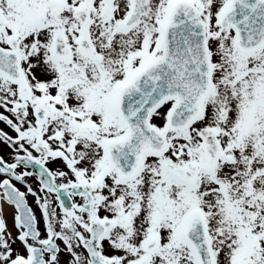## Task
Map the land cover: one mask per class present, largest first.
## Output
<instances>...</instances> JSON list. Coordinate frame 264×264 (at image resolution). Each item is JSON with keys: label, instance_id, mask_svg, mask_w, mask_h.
<instances>
[{"label": "snow or ice", "instance_id": "6c2138e0", "mask_svg": "<svg viewBox=\"0 0 264 264\" xmlns=\"http://www.w3.org/2000/svg\"><path fill=\"white\" fill-rule=\"evenodd\" d=\"M0 264H264V0H0Z\"/></svg>", "mask_w": 264, "mask_h": 264}, {"label": "flooded vegetation", "instance_id": "af4514ba", "mask_svg": "<svg viewBox=\"0 0 264 264\" xmlns=\"http://www.w3.org/2000/svg\"><path fill=\"white\" fill-rule=\"evenodd\" d=\"M11 211H12V210H11ZM7 218H8L9 226H11V223H12L11 212H10V215H9Z\"/></svg>", "mask_w": 264, "mask_h": 264}, {"label": "bare ground", "instance_id": "6f19581e", "mask_svg": "<svg viewBox=\"0 0 264 264\" xmlns=\"http://www.w3.org/2000/svg\"><path fill=\"white\" fill-rule=\"evenodd\" d=\"M10 212H11V209H5V215H6V217H8L10 215Z\"/></svg>", "mask_w": 264, "mask_h": 264}]
</instances>
